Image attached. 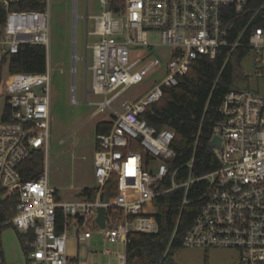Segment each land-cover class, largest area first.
Here are the masks:
<instances>
[{
  "label": "built area",
  "instance_id": "1",
  "mask_svg": "<svg viewBox=\"0 0 264 264\" xmlns=\"http://www.w3.org/2000/svg\"><path fill=\"white\" fill-rule=\"evenodd\" d=\"M22 1L0 0V59L19 52L23 44L49 45L50 0H39L46 4L41 10L13 8ZM98 1L99 12L92 13L87 0L84 14V59L92 52V64L86 65L85 103L97 106L95 114L109 110L113 124L98 135L95 198L77 194L65 199L50 186L47 170L37 178H23L21 167L32 153L41 151L47 159L50 146L48 52L46 71L8 73L0 79V95L7 97L0 120V198L18 193L16 213L3 224L34 233L28 264H90L88 242L96 230L126 248L131 232L158 231L155 200L161 194L201 179L208 188L183 246L236 249L238 264H264V93L230 90L210 137L221 138L220 144L210 146L219 167L203 176L190 175L183 183L174 180V172L168 188L163 185L170 173L167 160L176 155L175 131L158 129L143 117L163 97L165 87L178 84L201 56L215 59L221 48L230 53L240 46L254 51L257 76L263 77L264 1L256 7L254 0ZM74 14L76 32L81 17L77 0ZM157 49L162 53L156 55ZM75 59L80 58L75 54ZM151 73L159 74L142 96L121 99ZM72 92V102L79 103L76 85ZM93 93L104 99L90 102ZM114 175L117 192L104 195ZM188 202L185 197L184 204ZM100 206L107 208L104 228L96 221ZM70 239L75 242L72 253ZM119 264H126V251L119 255Z\"/></svg>",
  "mask_w": 264,
  "mask_h": 264
},
{
  "label": "trees",
  "instance_id": "2",
  "mask_svg": "<svg viewBox=\"0 0 264 264\" xmlns=\"http://www.w3.org/2000/svg\"><path fill=\"white\" fill-rule=\"evenodd\" d=\"M262 1L254 0L252 6L256 7ZM45 7L46 4L39 0H24L13 5L18 10H41ZM249 50L248 47L240 46L230 53L224 47L215 59L201 56L189 73L181 77L178 84L165 87L163 97L143 114L156 128L175 131L173 147L176 155L167 160L170 173L164 188L171 186L174 172V180L183 183L190 175L203 176L219 167V161L210 147L211 132L221 117L219 107L225 95L232 89L240 88L248 80L243 60ZM6 58L10 73L44 72L47 69V48L44 45L23 44L19 52ZM112 124V120L97 124L96 146L99 145L98 135L109 132ZM193 157L192 166L187 165ZM44 159L43 152L32 153L21 167L24 180L37 178L44 172ZM116 181V175L112 176L104 195L117 192ZM207 188V180L201 179L189 187L182 186L161 194L155 200V219L159 229L156 232L136 231L129 234L126 264H175V253L183 246L184 236L203 204L202 197ZM96 192L95 188H85L80 195L95 198ZM185 197L189 200L186 204ZM17 203L18 193L0 198V229L13 226L17 230L28 259L33 249L34 233L21 232L12 223L3 224L15 215ZM1 264H5V261Z\"/></svg>",
  "mask_w": 264,
  "mask_h": 264
},
{
  "label": "rangeland",
  "instance_id": "3",
  "mask_svg": "<svg viewBox=\"0 0 264 264\" xmlns=\"http://www.w3.org/2000/svg\"><path fill=\"white\" fill-rule=\"evenodd\" d=\"M87 0H77V20L75 32V0H50V42L47 47L51 71V137L47 159L44 155L45 170L48 172L50 186L58 189L60 196L71 199L85 188L96 185L94 175V154L96 151V126L101 121L112 120L109 110L95 114L97 106L85 103L86 65L92 64V52L86 56V25L84 14ZM91 12H99L98 0H89ZM76 38V40H75ZM152 38H156L153 34ZM163 49H157L156 55ZM75 54L80 59H75ZM257 55L249 50L243 60L244 73L248 80L241 84L244 89L264 93V76L256 73ZM264 71V68H263ZM9 72L8 58L0 59V79ZM159 73H151L147 80L131 86L121 99H136L153 85ZM89 87L92 88V74H88ZM76 85V98L72 102V88ZM7 97L0 95V120L2 119ZM102 94L93 93L89 101L99 102ZM118 101L114 105H118ZM158 165L160 160L155 158ZM91 246L90 264H119V255L125 253L123 243H113L104 239L97 230L88 242ZM75 242L68 241L69 253L74 252ZM110 250L111 253H106ZM3 251V252H2ZM87 256L86 245L82 246ZM22 241L13 226L0 229V264H16L26 259ZM240 252L230 248L180 247L174 256L175 264H238ZM12 262V263H11Z\"/></svg>",
  "mask_w": 264,
  "mask_h": 264
},
{
  "label": "water",
  "instance_id": "4",
  "mask_svg": "<svg viewBox=\"0 0 264 264\" xmlns=\"http://www.w3.org/2000/svg\"><path fill=\"white\" fill-rule=\"evenodd\" d=\"M220 143H221V138L215 137L210 141V146L218 145ZM106 215H107V208L105 206H100L98 208V216L96 218V221L103 228L106 226Z\"/></svg>",
  "mask_w": 264,
  "mask_h": 264
},
{
  "label": "crops",
  "instance_id": "5",
  "mask_svg": "<svg viewBox=\"0 0 264 264\" xmlns=\"http://www.w3.org/2000/svg\"><path fill=\"white\" fill-rule=\"evenodd\" d=\"M21 232H25L24 230H20ZM25 253V252H24ZM25 256V258L24 259H26V263L28 264V259H27V256H26V254L24 255ZM12 263V262H11ZM8 264H10V263H8ZM13 264V263H12ZM16 264H25L24 262H23V260L22 259H19V262L17 261V263Z\"/></svg>",
  "mask_w": 264,
  "mask_h": 264
}]
</instances>
